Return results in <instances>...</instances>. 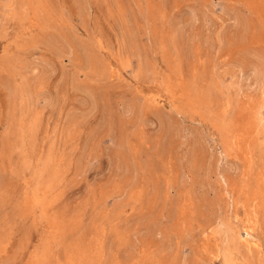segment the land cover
I'll use <instances>...</instances> for the list:
<instances>
[{"label": "rangeland", "instance_id": "374dc122", "mask_svg": "<svg viewBox=\"0 0 264 264\" xmlns=\"http://www.w3.org/2000/svg\"><path fill=\"white\" fill-rule=\"evenodd\" d=\"M259 57L264 0H0V264H264Z\"/></svg>", "mask_w": 264, "mask_h": 264}, {"label": "bare ground", "instance_id": "6f19581e", "mask_svg": "<svg viewBox=\"0 0 264 264\" xmlns=\"http://www.w3.org/2000/svg\"><path fill=\"white\" fill-rule=\"evenodd\" d=\"M248 70H249V72L247 73L248 75H246L247 76L246 77L247 79L244 80V81H247L248 79L249 80H252L251 87L254 86L256 88H264V57H259V59L256 62H254L253 64H251V66L248 68ZM241 78H242V76H241ZM241 78H239V79H241ZM251 87L249 86V88H251ZM243 228H245V227H243Z\"/></svg>", "mask_w": 264, "mask_h": 264}]
</instances>
